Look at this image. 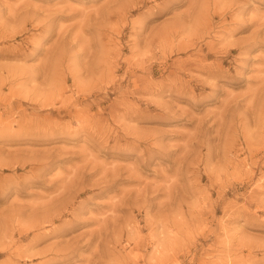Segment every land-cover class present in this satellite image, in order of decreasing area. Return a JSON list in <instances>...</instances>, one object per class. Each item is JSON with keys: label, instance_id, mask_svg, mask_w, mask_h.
<instances>
[{"label": "rangeland", "instance_id": "rangeland-1", "mask_svg": "<svg viewBox=\"0 0 264 264\" xmlns=\"http://www.w3.org/2000/svg\"><path fill=\"white\" fill-rule=\"evenodd\" d=\"M0 264H264V0H0Z\"/></svg>", "mask_w": 264, "mask_h": 264}]
</instances>
